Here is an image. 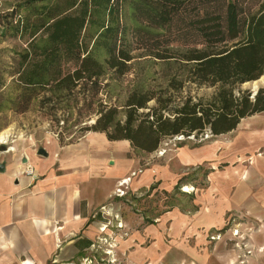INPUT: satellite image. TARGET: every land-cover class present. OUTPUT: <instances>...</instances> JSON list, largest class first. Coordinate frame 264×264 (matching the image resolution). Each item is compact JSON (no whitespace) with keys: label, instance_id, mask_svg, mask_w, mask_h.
Masks as SVG:
<instances>
[{"label":"trees","instance_id":"16d2710c","mask_svg":"<svg viewBox=\"0 0 264 264\" xmlns=\"http://www.w3.org/2000/svg\"><path fill=\"white\" fill-rule=\"evenodd\" d=\"M125 4L138 29L123 21ZM0 24L1 37L25 38L23 48L12 49L16 70L0 83V113L26 112L39 98L47 110L67 112L65 121L72 118L80 131L126 140L133 153L150 154L166 138L214 137L264 111V87L252 96L235 91L264 77V0H22L0 13ZM140 49L188 64L185 80L134 90L120 106L96 101L106 74L126 73ZM184 81L218 86L209 98L174 102L172 92ZM83 110H93V122H85ZM183 182L177 180L176 192Z\"/></svg>","mask_w":264,"mask_h":264},{"label":"rangeland","instance_id":"374dc122","mask_svg":"<svg viewBox=\"0 0 264 264\" xmlns=\"http://www.w3.org/2000/svg\"><path fill=\"white\" fill-rule=\"evenodd\" d=\"M21 1L0 0V13ZM123 21L135 29L141 26L128 4L123 6ZM1 30L0 24V33ZM24 41L25 38L0 36V83L8 82L16 70L17 58L12 49L23 48ZM170 51L178 54L184 49L172 47ZM129 65L121 76L106 74V85L96 101L120 106L134 90L164 88L172 77L185 80L188 66L178 60L156 59L141 49L133 52ZM217 86L184 81L182 88L172 92L174 102L188 95L193 100L209 98ZM256 87H264V77L256 84H240L235 91L251 92ZM76 96L80 98L82 94ZM83 113L85 122L91 123L93 110ZM66 115L62 110L42 107L39 98L26 112L0 113V135L8 131L10 140L0 146V155L15 152L8 147L16 149L23 144L36 151L51 138H60L61 144L81 142L90 132L72 126L73 119L65 121ZM262 131L264 111L242 118L235 129L214 137L203 133L197 137L166 138L150 154H135L129 144L112 143L105 152L112 154L108 165L117 168L122 163L119 167L127 168L132 159L135 164L117 175L109 198L93 210L97 224L93 244L76 255L72 263L57 259L48 264H264ZM183 156L193 160L185 164ZM141 175L143 181H139ZM181 177L184 182L176 192L174 186ZM123 179L119 186L118 181ZM117 189H122L123 194ZM234 229L238 231L235 236Z\"/></svg>","mask_w":264,"mask_h":264},{"label":"crops","instance_id":"0c3cea01","mask_svg":"<svg viewBox=\"0 0 264 264\" xmlns=\"http://www.w3.org/2000/svg\"><path fill=\"white\" fill-rule=\"evenodd\" d=\"M112 143L129 144L90 132L75 144L47 140L37 147L45 155L24 144L0 155L5 164L0 171V264H48L57 259L72 263L93 244V210L109 198L112 181L135 164L132 159L127 168L108 165L112 154L105 152ZM182 160L190 164L193 159ZM24 164L33 167V176L21 172Z\"/></svg>","mask_w":264,"mask_h":264},{"label":"built area","instance_id":"2783aa9c","mask_svg":"<svg viewBox=\"0 0 264 264\" xmlns=\"http://www.w3.org/2000/svg\"><path fill=\"white\" fill-rule=\"evenodd\" d=\"M9 137L0 141V146H5V144H7L9 142ZM21 172L25 175H28V176H33L34 174V170H33V167L30 165V164H24V166L22 167L21 169ZM133 174V173H132ZM130 178V177H128ZM124 185V184H123ZM120 186V185H119ZM118 192H120V194H123L124 191H122V189H117ZM232 234L233 236L237 235L238 234V231L236 229H234L232 231ZM212 239H214L213 236H211ZM249 251L246 250V253H248Z\"/></svg>","mask_w":264,"mask_h":264},{"label":"water","instance_id":"95a60500","mask_svg":"<svg viewBox=\"0 0 264 264\" xmlns=\"http://www.w3.org/2000/svg\"><path fill=\"white\" fill-rule=\"evenodd\" d=\"M247 82H248V81H247ZM247 82H244V83H247ZM244 83H242V84H244ZM256 91H257V87H256V88H252V89H251L252 95L255 94ZM252 95H251V96H252ZM91 122H93V120H92ZM37 152H38L39 154H43V155L46 154V151H45L42 147H39V148L37 149ZM4 165H5L4 162L0 161V171H3V170H4Z\"/></svg>","mask_w":264,"mask_h":264},{"label":"bare ground","instance_id":"6f19581e","mask_svg":"<svg viewBox=\"0 0 264 264\" xmlns=\"http://www.w3.org/2000/svg\"><path fill=\"white\" fill-rule=\"evenodd\" d=\"M247 83H252V82H247ZM254 84H256V82H254ZM8 135H9L8 131H4V132L0 135V141H2V140H4V139L8 138ZM12 149H13V146L8 147V150H9V151L12 150ZM185 191H189V189L186 188Z\"/></svg>","mask_w":264,"mask_h":264}]
</instances>
